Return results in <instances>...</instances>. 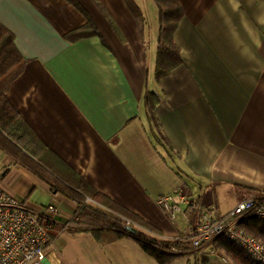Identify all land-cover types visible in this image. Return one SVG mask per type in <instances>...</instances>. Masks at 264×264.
<instances>
[{"label": "crops", "instance_id": "obj_1", "mask_svg": "<svg viewBox=\"0 0 264 264\" xmlns=\"http://www.w3.org/2000/svg\"><path fill=\"white\" fill-rule=\"evenodd\" d=\"M76 1L98 35L71 36L87 21L66 0H0V25L25 60L8 102L56 171L80 178L157 238L187 241L188 251L170 253L189 255L173 263L231 264L214 250L217 238L195 249L191 237L203 214L221 218L264 197V0H176L181 63L159 82L157 40L150 49L123 0ZM147 89L159 95L164 145L147 131ZM0 181L34 212L58 209L49 228L52 263L123 264L121 254H144L129 236L96 239L71 226L74 205L1 152ZM177 190L183 202L171 221L156 201ZM72 240L79 253L65 254Z\"/></svg>", "mask_w": 264, "mask_h": 264}, {"label": "trees", "instance_id": "obj_2", "mask_svg": "<svg viewBox=\"0 0 264 264\" xmlns=\"http://www.w3.org/2000/svg\"><path fill=\"white\" fill-rule=\"evenodd\" d=\"M66 1L79 10L87 21L82 28L71 33V36L78 39L83 36L98 35L87 13L79 3L76 0ZM123 1L133 14L137 24L139 25L138 21L144 23V17L136 3L133 0ZM152 1L156 6L158 24L153 78L159 82L181 63L173 36L182 12L176 0ZM108 21L110 20L108 19ZM24 65L25 60L15 48L13 35L0 25V152L9 158L13 165L23 168L45 184L52 194L60 195L72 203L75 207V214L70 225L78 230H90L96 239L105 232L112 235V240L129 236L135 240L141 251L153 259L156 264H172L178 258L188 256L189 254L170 253L171 251H188L190 247L187 241L179 242L157 238L152 230L137 217L113 205L107 197L93 190L73 174V179L70 180L67 175H62L46 161V155L50 157L51 154L6 97L9 85L22 73ZM158 102L159 95L157 93L145 90L142 106L147 122V131L157 142L164 145L166 139L160 130L155 114ZM125 221H128L129 224L127 225ZM128 227L133 228L135 232H129ZM237 228L264 246L263 220L244 216L237 222ZM50 237L55 239L56 234L50 233ZM213 248L215 251L221 250L223 252L221 255L231 264H258L224 236L217 238ZM199 264H207V262L201 260Z\"/></svg>", "mask_w": 264, "mask_h": 264}, {"label": "built area", "instance_id": "obj_3", "mask_svg": "<svg viewBox=\"0 0 264 264\" xmlns=\"http://www.w3.org/2000/svg\"><path fill=\"white\" fill-rule=\"evenodd\" d=\"M182 202L181 192L177 190L159 198L156 205L172 221L180 213ZM57 215L58 209L52 205L40 212L32 211L7 193L0 181V264H54L47 250L53 242L49 228ZM244 216L264 221V197L258 201H243L221 218L203 214L191 237L192 247L203 248L211 240L224 236L254 262L264 264V246L237 228V219Z\"/></svg>", "mask_w": 264, "mask_h": 264}, {"label": "rangeland", "instance_id": "obj_4", "mask_svg": "<svg viewBox=\"0 0 264 264\" xmlns=\"http://www.w3.org/2000/svg\"><path fill=\"white\" fill-rule=\"evenodd\" d=\"M139 10L142 12V15L144 17V23L138 21L139 26L141 28V31L145 37L146 40L152 42L150 45V49L154 47L155 41L157 40V31H158V24H157V10L154 2L152 0H133ZM156 146V145H155ZM157 151L164 157L165 155L162 152V149L160 147H156ZM166 163L169 165L170 162L166 159ZM74 242V243H73ZM80 242L79 241H70L67 242L68 251H66L65 254L70 253H79V247ZM124 258L123 264H156L151 258H149L145 254H121L120 257ZM128 260V262H127ZM211 264H223V262L218 259L214 261L213 258L209 259ZM214 262V263H213ZM173 264H185L183 261H179L177 263Z\"/></svg>", "mask_w": 264, "mask_h": 264}, {"label": "water", "instance_id": "obj_5", "mask_svg": "<svg viewBox=\"0 0 264 264\" xmlns=\"http://www.w3.org/2000/svg\"><path fill=\"white\" fill-rule=\"evenodd\" d=\"M127 229H128V231L131 232V233H134V232H135V230H134L133 228L128 227Z\"/></svg>", "mask_w": 264, "mask_h": 264}]
</instances>
